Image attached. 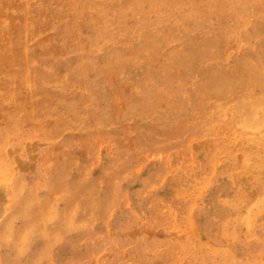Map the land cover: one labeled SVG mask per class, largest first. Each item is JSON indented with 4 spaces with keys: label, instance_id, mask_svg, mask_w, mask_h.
<instances>
[{
    "label": "bare ground",
    "instance_id": "bare-ground-1",
    "mask_svg": "<svg viewBox=\"0 0 264 264\" xmlns=\"http://www.w3.org/2000/svg\"><path fill=\"white\" fill-rule=\"evenodd\" d=\"M190 4L189 21L215 14L220 26L226 15L240 10L237 25L245 30L249 23L255 28V33L247 38L252 50H239L227 62L221 28L210 37L194 36L179 48L177 25H188L184 22L185 3L162 1L147 12L138 10L137 4L140 22L155 16L173 22L175 27L162 28L159 48L147 43L141 49L149 55V63L159 58L171 60L174 73L163 76L164 71H150L153 93L125 101L119 115L126 121L116 127L113 115L102 110L100 97H117L132 79L127 74L120 79L114 73L102 75L98 63L100 57H105L125 70L133 50L124 47L123 39L117 43L112 38L113 47L104 51L99 33L107 32L109 20L121 17L125 11L110 0H0V177L10 164L21 166L17 173L13 172L12 179L18 209L11 219L0 224V264H30L36 259L33 264H45L52 255H56L58 264H96L97 255L114 252L115 245L125 241L121 234L131 225L127 208L132 199L141 204L135 225L167 226L188 203L189 193L199 190L208 173L187 164L188 144L193 136L215 134L221 143L233 145L235 136L241 135V150L258 152L264 136L258 134L251 139L246 130L257 131V124L249 122L245 128L246 114L235 113L225 100L223 87L207 85L202 77L218 80L223 73L231 74L236 90L243 82L239 70L249 71L247 87L257 98L254 104L264 102V14L255 10L264 6V0H196ZM106 8L117 12L108 15ZM176 51L178 55H174ZM74 75L78 80H74ZM194 77L198 83L191 90L187 79ZM63 84H67L70 93ZM135 88L142 90L138 80ZM230 98H235V93ZM139 107L141 115L137 114ZM100 123L120 138L122 147L147 151L157 143H178L164 152L167 163H178L168 190L157 188L159 193H152L150 187L156 186L158 179L148 175L138 179L130 167L126 181L111 172H103L102 177L100 174V180L92 174L84 177L77 173V159L84 156L83 152L92 151L87 137L77 133ZM27 143H33L34 156L25 153ZM7 148L13 151L11 155ZM232 151L224 149L226 160L216 172L211 189L224 203L217 224L228 238L238 234L243 239L242 250L232 245L217 253L208 252L203 244L196 245L189 237L184 241L171 239L160 248L140 238L135 243L131 241L136 257L129 261L103 258L101 264H179L180 257L185 258L186 264H254L256 258L264 255V244L255 241L260 253L249 247L255 238L244 231V223L251 216L236 214L229 221L227 215L254 199L236 185L239 172L247 174L248 170L234 161ZM199 162L203 166L212 164L209 159ZM256 183L249 176V185ZM221 186L228 188L230 198L219 192ZM158 205L166 210L165 218L158 214ZM262 216L261 220L264 213ZM16 221L20 222L19 227H14ZM35 221H43L38 231L33 228ZM182 222L179 219L177 227ZM164 250L172 252L165 261L161 255Z\"/></svg>",
    "mask_w": 264,
    "mask_h": 264
},
{
    "label": "rangeland",
    "instance_id": "rangeland-1",
    "mask_svg": "<svg viewBox=\"0 0 264 264\" xmlns=\"http://www.w3.org/2000/svg\"><path fill=\"white\" fill-rule=\"evenodd\" d=\"M117 4L118 8L124 10L125 12L121 17L111 18L107 23L106 31L99 33L100 39L103 43L104 51L110 50L113 47V41L111 39L115 38L117 43L124 40L122 43L125 48L133 50L132 58L130 62L124 67H120L119 63L106 59L105 57H100V73L105 75L106 73H114L118 79L122 78L124 74L130 75L132 81H128L123 87V91L115 97V95L105 94L101 98V108L109 114L113 115L112 123L117 127L123 126L124 120L119 115L126 105L125 101L131 98L138 99V97L150 96L153 93L152 82L149 78L150 71L155 74H161L163 71V76H169L173 74V62L171 60H165L164 58H159L156 62L149 63V55L146 51H143L141 47L143 44H151L153 47L159 48L160 33L164 26L167 29H171L174 26L172 21H166L159 17H149L146 21H139L137 16V9L142 12L150 11L152 5L161 3L162 1L169 2L170 4L175 3L177 0H110ZM184 2V22L186 26L178 24L180 30H177V41L179 48L184 47L194 36L205 35L210 37L213 31L219 30L223 31L224 40L222 46L225 49V60L231 62L232 57L236 55L239 50H252L253 45L247 39L250 34L255 33V28L251 24H247L243 27L237 25L239 20V11L237 13H232L226 15L224 25L220 26V18L212 14L210 17H204L202 19H191L188 14L191 7L190 3L196 2V0H179ZM260 15L264 14V6H258L255 9ZM115 9L106 8V13L108 15H113ZM113 12V13H112ZM117 12V11H116ZM137 21V23H135ZM181 25V26H180ZM241 28L238 32L239 27ZM215 51V50H213ZM174 55H178V52ZM186 68V67H185ZM239 74L243 79L242 84L235 90V80L234 76L228 73H223L220 75L218 80L212 78H203V81L207 85L219 86L221 85L224 89L223 93L226 97L225 100L228 101L234 107L235 113H240L247 116V120H244V127L246 123L254 122L257 124L258 130L252 131L247 130V136L253 138L256 135L264 136V102L260 105L255 106L256 97L251 93L247 87V81H249V71L239 70ZM162 76V75H161ZM74 80H78L77 75H74ZM137 80L142 85V90L137 91L135 88V83ZM198 78L187 79L188 88L194 90L197 86ZM64 85V84H63ZM74 85V84H73ZM67 84L64 85L66 89ZM261 89L263 87L261 86ZM68 91V90H67ZM235 91V92H234ZM78 93V91H75ZM68 93H70L68 91ZM235 93V98H229V96ZM264 101V99H263ZM137 114H142V109L139 107L137 109ZM136 114V116H137ZM141 118V117H140ZM143 119V118H141ZM129 120V119H127ZM118 126V127H119ZM77 134L87 137V146L92 148V151L83 152L77 159L76 172L80 175L86 177L90 174L95 176L100 180V174L102 177L103 172H111L117 175L120 180H128V168H132L138 179H141L144 175L154 176L158 179V184L151 186L150 190L152 193H157L159 190H168V183L171 180L172 173L178 170V163L173 162L171 164L167 163L165 160L164 152L170 151L173 147L175 148L178 143L173 144V146L167 145V143H157L156 146L148 147L147 151H140L136 148H126L122 147L120 138L118 136H113L109 131V127L105 124H97L93 129L88 127L82 128ZM135 134L132 133V136ZM204 134L201 136H193L189 140V148L187 151V164L195 169H204L206 178L201 184L197 192H191L188 195V203L182 206L176 213V217H173L171 222L167 226L158 225H135L136 215L140 212V203L135 200L130 201V205L127 208V221L129 227L123 230L122 237L125 243L122 241L115 245L116 250L110 251L108 253L99 254L96 256V264H101L103 258H107L110 261L117 258L120 261H129L136 257V247L133 248L131 241L135 243L138 239L143 238L146 244H155L156 247H164L171 239L177 241H184L185 238L192 240L196 245H201L208 250V252H219L223 249H227L232 245L236 250H242L243 239L238 234H233L231 238L223 232L218 224L217 220L221 218L224 211V203L218 198V193L215 189H211L212 182L215 179L216 172L219 171L223 164L225 163V152L227 148H231L233 151V159L238 164H243L246 166L248 173L239 172L237 177L236 185L241 189V191L248 197L252 196L254 199L251 203L240 207V209L230 210L227 215L229 221L235 218L236 214L242 217L251 216L247 223H244V231L249 234V236L255 240L249 242V247H252L256 252L260 253L261 249L258 245L264 244V142L259 144L258 152L253 153L249 148L241 150L242 136H235L233 145L229 142L219 141L215 134ZM215 136V137H214ZM202 137V138H201ZM240 138V139H239ZM121 143V144H120ZM217 144V145H216ZM219 144V145H218ZM181 146L184 143L180 144ZM216 146V147H215ZM33 143H27L24 146V151L30 157L34 156ZM186 148V146H185ZM191 151V152H190ZM214 151V152H213ZM6 152L11 155L13 151L6 149ZM221 152V153H220ZM193 153V154H192ZM216 153V154H215ZM220 153V154H218ZM195 156V157H194ZM209 157V158H208ZM128 158L135 159L133 162H129ZM218 158V159H217ZM236 158V159H235ZM204 159L211 160L212 164L208 166H203L200 164V160ZM217 159V160H216ZM224 160V161H223ZM190 161V162H189ZM218 162V163H217ZM221 162V163H220ZM222 165V166H221ZM214 167V170H213ZM210 168V169H209ZM21 169L19 163H12L7 167L6 173L0 177V224L8 221L12 218V214L18 209L17 208V196L13 194L12 179L13 172L17 173ZM131 170V169H130ZM208 170V171H206ZM211 171V172H210ZM210 174V175H209ZM213 176H212V175ZM249 176L256 179V185H249ZM95 182L97 184L98 180ZM212 178V179H211ZM137 179V178H136ZM143 179V178H142ZM209 182V183H208ZM94 185V183L92 184ZM241 185V186H240ZM158 188V191H157ZM226 186H221L219 192H223L227 198H230L229 191ZM159 193V192H158ZM157 193V194H158ZM192 195V196H190ZM190 196V197H189ZM140 202V201H139ZM189 205V206H188ZM158 214L165 218L167 212L163 206L156 208ZM260 215V216H259ZM215 218V219H214ZM182 219V225L177 227V222ZM261 220V221H260ZM43 225V221H35L33 223V228L37 231L40 226ZM20 222L16 221L14 227H19ZM255 241H258L255 242ZM138 252V250H137ZM169 250H164L161 252L162 258L165 261L170 257ZM56 255L50 256L45 264H58L55 258ZM36 260H31L30 264H33ZM179 264H186V260L183 257L178 259ZM254 264H264V255L260 258H256Z\"/></svg>",
    "mask_w": 264,
    "mask_h": 264
}]
</instances>
